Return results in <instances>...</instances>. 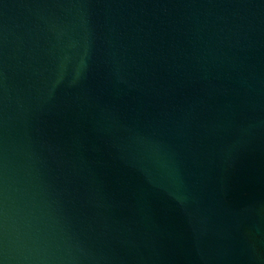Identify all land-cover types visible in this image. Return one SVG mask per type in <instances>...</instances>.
<instances>
[{"label": "water", "instance_id": "water-1", "mask_svg": "<svg viewBox=\"0 0 264 264\" xmlns=\"http://www.w3.org/2000/svg\"><path fill=\"white\" fill-rule=\"evenodd\" d=\"M0 264H264V0H0Z\"/></svg>", "mask_w": 264, "mask_h": 264}]
</instances>
